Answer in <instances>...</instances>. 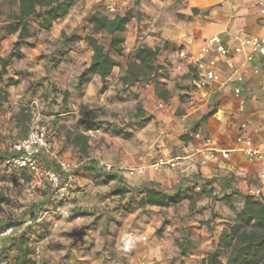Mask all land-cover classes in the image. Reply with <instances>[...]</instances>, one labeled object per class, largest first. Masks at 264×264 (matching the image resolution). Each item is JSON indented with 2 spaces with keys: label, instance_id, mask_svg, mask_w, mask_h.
<instances>
[{
  "label": "crops",
  "instance_id": "1",
  "mask_svg": "<svg viewBox=\"0 0 264 264\" xmlns=\"http://www.w3.org/2000/svg\"><path fill=\"white\" fill-rule=\"evenodd\" d=\"M258 1L75 0L69 12L55 20L49 30L37 32L33 47L22 48V58L14 60L9 69V75L15 79L18 78L16 72H22L19 74L20 80L7 88L9 96L5 104L9 108L0 114V123L3 122V116H11L16 125L13 115L21 101H25L31 110L35 104L38 110L41 92L28 89L27 83L33 78L35 83L39 76L47 74L46 63L40 57L42 51H47V39L57 41L62 32L80 34L79 23L85 21L87 24L88 18L97 10L108 14L123 13L130 5H135L139 14L132 15L122 32L123 54L126 56L141 43L160 46L158 61L164 69L158 71L153 81L132 86V91L138 94L134 103L139 100L145 115H149L150 119L142 126L128 127L129 136L112 134L103 128L89 133L78 123L79 118L84 116V109L103 106L120 111L122 101L115 102V96H109L115 92L113 87L116 83L99 92L102 82L95 74L85 83L80 104L70 101L69 108L58 110L61 106V98H58L59 103L51 108L54 113H40V121L48 126L52 147L58 152L59 158L75 166L79 172L74 184L63 195L51 185H39L38 199L30 202L41 203L44 208L39 212L38 220L51 221V232L42 240L54 241L60 248L66 249L69 258L67 264H201L202 258L216 243L221 229V224L216 222H211L213 228H209L205 220L213 212L223 217L233 214L230 206L224 201L213 199V196L235 191L264 199V59L254 53L253 60L247 61L245 53L250 51L248 47L240 53L234 49L243 37L264 35V17L259 12ZM80 35L83 36L84 32ZM213 35H219L230 48L227 57L235 68H228L225 58L218 57L217 69L226 80L225 83L196 88L192 83L190 67L187 66L188 57L179 59L177 50L186 45L187 56L195 54L206 39ZM13 39L14 36H7L0 44ZM80 41L84 43L83 39ZM88 53L90 55V51ZM0 55H4V51ZM112 55L119 59L118 55ZM177 64H181V69L176 68ZM120 66L122 69L125 63L121 61L115 65L111 74H115ZM60 69L62 66L53 69V75L50 72L48 75L59 79L56 82L67 84V74L59 72ZM165 70L171 76L181 74L183 81L190 84L189 88L174 89L166 96L160 95L158 91L162 88L172 90L173 81L166 78ZM236 75L243 79L246 101L242 112L239 110V99L232 92V78ZM118 78L114 81L117 82ZM128 93L121 94L125 96ZM159 99L166 102L165 109L154 108V102ZM242 121H247L242 130L244 136L251 141L253 148L261 152L253 160H249L238 149L239 144L236 142ZM192 122L194 126H190ZM198 128L204 136L212 139L209 146L203 145L202 138L181 137L187 132L193 136ZM76 130L88 135L84 152L67 138L69 131L74 133ZM13 142L0 138V151L10 149ZM225 150L228 151V157L221 155V151ZM159 156L176 158L177 164L156 165L154 163ZM40 158L48 166L59 170L53 158L46 155ZM99 158L119 162L125 168L138 169L133 173L127 170L105 171L97 163ZM106 173L116 175L104 181ZM208 179L211 182L204 183ZM23 181L26 182L22 177L14 181L0 180V191L3 185H20ZM151 182L166 191L179 186L192 188L194 184V208L190 209L188 199L167 206L133 203L125 212L112 208L119 200L108 194L111 188L125 185L132 196L140 198L142 194L137 192V188ZM211 186L214 187L211 192L201 194V187L207 190ZM68 192L77 198L72 206L87 209L91 213L63 216L60 210L64 206L55 209L50 202H46L51 198H62ZM128 194L126 192L121 201ZM221 218L216 217L215 221ZM105 219H108V225L103 227ZM164 220L163 230L157 234L156 230ZM102 227L105 228L104 234L101 233ZM82 229L85 231L80 234ZM179 243L188 246L185 254H181ZM52 255L53 258L57 257L55 252Z\"/></svg>",
  "mask_w": 264,
  "mask_h": 264
},
{
  "label": "trees",
  "instance_id": "2",
  "mask_svg": "<svg viewBox=\"0 0 264 264\" xmlns=\"http://www.w3.org/2000/svg\"><path fill=\"white\" fill-rule=\"evenodd\" d=\"M11 5L16 8L8 12L0 24V41L7 36H14L11 41L8 52L0 55V107L4 106L8 101L9 92L7 88L16 85L20 78H14L9 75V69L14 60L20 59L23 56L22 48L29 46L33 47L36 44L37 32L40 30H49L54 21L65 16L75 0H8ZM132 14L128 9L123 13H114L110 15L106 12L95 11L88 18L86 24V33L81 36L77 33L66 34L62 32L54 45L61 46L60 49L64 54H71L72 43L83 39L90 51V55L82 69L77 73L72 86L67 84L61 91L56 86H50L52 93L48 95L47 88L40 94V104L37 112H51L55 104L59 103L60 107L69 108L68 100L77 90L79 95L84 94V85L90 80L92 75H98L101 78V86L99 91L106 89L108 77L111 75L112 69L118 65V60L112 54H123L124 36L122 34L126 24L131 19ZM89 27V29H88ZM88 30V31H87ZM106 35L108 37L107 43L101 42L98 36ZM56 47V46H55ZM160 46H149L145 43L137 45L130 55L125 66L122 68L121 74L118 78V85L120 88L115 91V94L121 96V93L129 92L132 96V86L140 82L153 81L159 70L164 69L163 65L158 61V53ZM44 53H41V58H44ZM49 57H52L49 56ZM46 64V72L49 68ZM50 66V65H49ZM55 69V68H54ZM19 76L20 72H16ZM48 77L45 74L43 78ZM46 79V78H45ZM30 86V85H29ZM49 88V89H50ZM35 92L32 88H28ZM59 91V93L57 92ZM61 94V96H60ZM137 97V96H135ZM25 101L19 102V110L29 124V129L34 117V112L25 105ZM136 111L131 118H123L120 114L109 119H100L95 110H87L84 116H81L78 123L84 130H95L103 128L108 132L116 135L123 134L129 136L131 133L127 130L128 127L142 126L149 121L150 116L145 115L140 101L135 105ZM212 113V112H211ZM17 112L14 113L16 116ZM126 119V120H125ZM27 129V128H26ZM73 134V135H72ZM71 137V138H70ZM182 138L193 137L189 132L181 135ZM67 138L74 144L80 146L84 152L88 135L79 130L67 133ZM16 152L12 149L0 151V180L14 181L18 177H22L28 184L32 185V174L26 168H16L8 165L6 160L13 156ZM41 159V158H40ZM41 162L43 160L41 159ZM47 167V164L43 162ZM52 168V167H50ZM54 169V168H52ZM75 173L79 172L75 170ZM116 174H105V180L114 178ZM211 180H206L204 183L208 184ZM41 186H49L48 182L44 181ZM38 187V186H34ZM195 187V185H191ZM192 188L177 187L172 191H166L155 186L152 182L146 183L137 188V192L142 196L135 198L132 196L129 188L125 185H116L109 190L110 195L118 198L119 203L113 205V209L119 212H125L133 203L136 205H159L167 206L180 202L182 199L189 200V207L194 208V192ZM213 186L204 192H211ZM73 191V189L71 190ZM126 192H129L127 198L121 201ZM76 196L70 192L62 198H51L46 200L50 202L55 209L66 206L69 209L70 216L85 215L89 212L87 209L75 208L72 204L76 201ZM213 199L224 201L233 210L231 216H219L218 212H213L206 220L209 228H213L211 222L221 224L220 232L218 233L217 241L212 245L211 249L207 251L202 258L201 264H264V199L260 196L252 194H242L240 192H225L220 195H214ZM15 202L3 191H0V210L4 211V203ZM47 206V205H46ZM45 209H48L45 207ZM98 209V208H97ZM44 210L41 203L36 201L25 207L18 216L9 215L5 220H0V229L6 226H13V232L5 235L1 239L0 244V264H67L68 253L63 254L60 261L54 260L52 256L53 248L58 244L49 241L44 242L45 236L51 232L50 220H38L39 212ZM99 211V209H98ZM216 217H222V220H216ZM164 220L161 227L156 230L160 234L165 224ZM103 227L108 225V219L103 221ZM101 228V233L104 234L105 228ZM85 230L79 231L81 234ZM177 241V240H176ZM40 244L41 256L39 260L34 258V251L36 244ZM181 254L186 253L188 246L180 244Z\"/></svg>",
  "mask_w": 264,
  "mask_h": 264
},
{
  "label": "built area",
  "instance_id": "3",
  "mask_svg": "<svg viewBox=\"0 0 264 264\" xmlns=\"http://www.w3.org/2000/svg\"><path fill=\"white\" fill-rule=\"evenodd\" d=\"M259 12L261 16L264 17V0L258 1ZM185 46L182 45L177 50V56L179 59L188 57L187 66L192 72V83L196 88H204L211 86L216 83L222 85L225 83L221 77L219 70L217 69L218 57L225 58L224 62L228 68L234 69V64L227 56L230 54V48L225 45L219 35H213L206 39L204 45L195 54H190L187 56L185 52ZM248 47L249 52L245 53V58L247 61H252L254 53H257L264 59V35H253L246 36L240 39L239 44L234 48L235 52H243L244 49ZM214 51V54L211 52ZM177 69H181V64H177ZM242 77L236 75L232 78V92L239 99V110L242 112L244 110V105L246 98L243 94ZM154 108L158 110L165 109L167 107L164 100H156L154 102ZM41 114L37 112L34 114L30 129L26 137L16 140L10 146V149L14 150L16 153L6 160V163L12 167L16 168H26L32 174L33 186L42 185L44 181L48 182L49 185L54 187L55 191L60 195L64 194L69 187H71L76 178L75 166L59 158L58 152L52 147L51 140L49 138L48 130L44 125L41 124ZM247 121H242L239 125L241 132L236 137V142L239 144L238 149L249 159L253 160L261 155V152L252 147L251 141L244 136L242 130L245 129ZM92 133L93 130H88ZM193 137L202 138L203 145L209 146L212 139L209 136H204L201 130L198 128L193 133ZM46 155L57 161L59 170L47 167L41 162L40 156ZM223 157H228V151H221ZM98 165L105 171H129L133 173L138 167L125 168L119 162H112L99 158L97 160ZM156 165L169 164L174 166L177 164L176 158L165 159L162 156L156 158ZM264 175V174H263ZM69 209L64 206L60 210V215H68ZM13 232V226L9 225L0 229V244L1 239L7 234ZM41 256L40 244H36L34 251V258L39 260Z\"/></svg>",
  "mask_w": 264,
  "mask_h": 264
},
{
  "label": "rangeland",
  "instance_id": "4",
  "mask_svg": "<svg viewBox=\"0 0 264 264\" xmlns=\"http://www.w3.org/2000/svg\"><path fill=\"white\" fill-rule=\"evenodd\" d=\"M15 8L16 7L14 5H11L8 0H0V24L3 22V18L5 17V15L8 12L13 11ZM127 9L130 11V13L132 15L133 14H135V15L139 14L136 11L135 5H130ZM112 12L113 11H111V13ZM110 15H113V13ZM85 28H86V22L85 21L79 23L78 30H79L80 34L82 32H84V34L86 33ZM71 33H73V31H71L69 34H71ZM98 38L101 42L107 43L108 37L106 35H102V36L100 35V36H98ZM53 42H55V41H50L47 39L46 47H45V50H47V51H45V52L42 51V53H44V55H45L43 58V61L46 64H48L47 66L49 68H51L49 72L52 75H53V69L54 68H56L58 66H62V69H60L59 72H63V73L67 74V79H66L67 81L66 82H67V84H70L72 86V83H74V80L76 78L77 73L82 69L83 65L86 63V61L88 59L89 47L85 41H84V43L83 42L81 43V41L78 40V41L72 43L71 49H72L73 53L64 54L62 50H58L61 48V46L56 45L55 48L53 47L54 46ZM10 45H11V41H9V40L7 42L0 44V52L4 51V54L6 52H8ZM132 52L128 53L127 56L125 55V53L122 55H118V58H119V59H117L118 62L120 63L122 61L123 63L126 64L128 59L130 58V55ZM51 55H52V57H49ZM46 69H47V67H46ZM121 71H122V69L120 66L119 70L115 74H111L108 77L106 89L108 88V86L110 84L114 85L115 83L116 84L114 85L113 90L117 91V89L120 88V85H117L118 81L115 82L114 80L120 76ZM49 72H46V73L48 74ZM20 73H22V72H20ZM164 73L167 76L166 78H170L173 81V85H172L171 91H169L167 88L160 89L158 91V93L160 95L166 96L170 92L174 91V89L184 90V89L189 88L190 84L185 83L183 81L181 74L177 73L175 76H173V75L171 76L170 72L167 70H165ZM52 75H48V77H45L46 78L45 79V78H43L44 77V74H43V75L39 76L38 80H36L37 82H35V83H34L35 78H33V79H31V81H29L27 83V87L28 88L33 87V89L35 91L40 90V92L42 93V92H44V90L47 86L49 88L52 85L56 86L59 91H61L64 86L65 87L67 86V84H63V82H61V83L59 81L56 82L55 80H59V79H56V78L54 79V77ZM61 75L63 78V74H61ZM18 77L20 78V76H18ZM70 77H71V79H70ZM25 78L27 79V76ZM140 83H142V82H140ZM49 88H47V91H48L47 93L49 96H51L52 90H51V88L50 89ZM60 88H61V90H60ZM59 91H57V92L59 93ZM72 91L74 93L71 96L69 95L68 100H72V98H73L74 100H72V101H74L75 104H80L81 103L80 98L82 96L79 95V92L77 90H72ZM132 94H136L135 96L138 95L135 91H133ZM181 94H184V93H181ZM60 96H61V94H60ZM109 96H115V98H116L115 102L122 101L119 105L120 111H116V110H113L110 108H105L103 106H97V107H93V108L84 109L83 114L85 115V112L87 110H95L99 114L98 117L100 119H109L110 118L109 115L112 117L113 114H115V115L120 114L123 118H131L134 115V113L136 111V108H135L136 104L134 103V99L137 97L132 96L131 94H127L125 96L122 94L121 96H118L117 94H115V92H111ZM184 96H186V95H184ZM40 106H41L40 103L37 104V107H40ZM8 108H9L8 104H5L4 106L0 107V114H4V112L7 111ZM28 108H30V107H28ZM32 109H33L34 114H36L37 109H36L35 104L33 105ZM16 112H17L16 116L13 115L15 117V120H16V125L13 124L11 116H9V117L3 116V122L0 123V138L8 139L10 141V143L13 142L14 140H17V139L19 140V139L26 137V135L29 131V124L30 123L28 122V118L26 120L24 118V115H22L23 114L22 111L19 109ZM41 124L44 125L46 127V129L48 130V126H46L45 123L42 122ZM190 126H194V122H192L190 124ZM23 183H20V185H10V186L8 185L9 187H6V185H3V188H2L3 191L9 196L10 199L15 200V202L4 203L3 206L5 209H4V211L0 210V220H5L6 218H8L9 215L18 216L20 214V212L25 208V205L27 203H30L31 201L38 199L37 188L34 187L33 185H30V184L24 182V181H23ZM61 241H64V239H61ZM49 242L53 243L54 241H49ZM55 248H58V249L51 251L52 253L55 252V254L57 256L56 258H54V260L60 261L61 257L63 256V254H65L67 252V250L62 249L59 246H57ZM52 256H54V255H52Z\"/></svg>",
  "mask_w": 264,
  "mask_h": 264
}]
</instances>
